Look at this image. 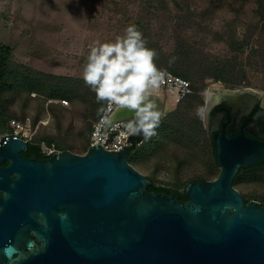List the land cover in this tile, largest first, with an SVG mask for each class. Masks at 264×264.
Here are the masks:
<instances>
[{"label": "rangeland", "instance_id": "374dc122", "mask_svg": "<svg viewBox=\"0 0 264 264\" xmlns=\"http://www.w3.org/2000/svg\"><path fill=\"white\" fill-rule=\"evenodd\" d=\"M130 25L145 28L157 69L187 71L194 90L181 105L168 106L133 153V166L175 192L200 178L216 180L220 168L206 120L210 84L264 95V0H0V46L13 49L10 68L71 86L55 98L39 89L4 91L9 122H25L33 145L85 155L101 100L84 82L83 67L92 46L115 42ZM0 131L13 129L7 123ZM234 187L264 206L263 170L244 173Z\"/></svg>", "mask_w": 264, "mask_h": 264}, {"label": "water", "instance_id": "95a60500", "mask_svg": "<svg viewBox=\"0 0 264 264\" xmlns=\"http://www.w3.org/2000/svg\"><path fill=\"white\" fill-rule=\"evenodd\" d=\"M129 110L121 107L113 123L139 127ZM149 130L139 127V137ZM212 140L220 174L190 183L182 201L149 192L152 181L127 150L94 145L83 156L26 160L28 144L9 138L0 146V264H264V206L234 187L242 170L264 171V143L243 130ZM31 228L43 247L14 258Z\"/></svg>", "mask_w": 264, "mask_h": 264}, {"label": "clouds", "instance_id": "9594fccd", "mask_svg": "<svg viewBox=\"0 0 264 264\" xmlns=\"http://www.w3.org/2000/svg\"><path fill=\"white\" fill-rule=\"evenodd\" d=\"M155 56V50L146 47L143 34L130 25L115 42L92 46L83 67L84 82L98 100L135 110L137 125L142 124L145 131L154 128L160 116L149 100L165 75L154 64ZM197 114L203 116L204 110L198 109ZM129 128L139 130L132 124ZM0 197L7 198L5 193H0Z\"/></svg>", "mask_w": 264, "mask_h": 264}, {"label": "built area", "instance_id": "2783aa9c", "mask_svg": "<svg viewBox=\"0 0 264 264\" xmlns=\"http://www.w3.org/2000/svg\"><path fill=\"white\" fill-rule=\"evenodd\" d=\"M165 75L159 88L152 96H156L157 100L165 106L177 107L181 105L186 99L194 94V90L190 81L174 75L167 70H160ZM210 88L214 86H221L226 88L220 82L217 85L210 84ZM118 105L109 104L106 101L105 109L102 115L93 124L90 134V145H101L105 150L118 152L120 150H128L134 145V138L139 137L137 131H132L129 128L131 123L117 122L113 123V118L116 112L120 109ZM133 125V124H132ZM135 126V125H133ZM9 127L13 129L12 133L0 132V146L6 144V141L14 137L16 139L24 140L27 144H32L29 139V129L25 122L13 119L9 122ZM140 138V137H139ZM140 145L142 139L140 138ZM41 149L42 155L51 157L53 153L59 152L51 146L43 143L38 145Z\"/></svg>", "mask_w": 264, "mask_h": 264}, {"label": "flooded vegetation", "instance_id": "af4514ba", "mask_svg": "<svg viewBox=\"0 0 264 264\" xmlns=\"http://www.w3.org/2000/svg\"><path fill=\"white\" fill-rule=\"evenodd\" d=\"M216 90L211 88V92ZM223 91H229L221 89ZM229 97L230 96H224ZM234 101H220L216 102L213 108L206 115L208 133L210 139L212 136L217 135L223 129L227 134H235L240 131H244L255 140L264 143V96L258 97L251 93H241L237 95H232ZM221 102V103H220ZM210 107H208L209 109ZM33 144H28V150L22 152L21 155L26 159L30 160L36 158L37 160H45L48 157L38 153L32 148ZM7 163L3 164L6 166ZM256 170L249 169L248 171ZM171 192H164L160 194H167ZM14 241L12 240V243ZM32 242L33 247H28V243ZM43 241L36 235L35 228L26 230L23 233L22 238L17 242L19 246V253L14 256V258H19L20 256H30L33 255L38 249L43 247ZM10 261H6L3 264H10Z\"/></svg>", "mask_w": 264, "mask_h": 264}, {"label": "trees", "instance_id": "16d2710c", "mask_svg": "<svg viewBox=\"0 0 264 264\" xmlns=\"http://www.w3.org/2000/svg\"><path fill=\"white\" fill-rule=\"evenodd\" d=\"M137 29L143 34V37L147 36V32L145 31V28H143L142 25H137ZM243 45L240 46L242 48ZM12 52L13 49L10 46L7 45H1L0 46V130L6 129L7 123H9L10 117L7 115V113L4 110V106L2 103V93L4 91L8 90H27V91H34V90H42L48 92L49 98H55L59 97L60 94H62L68 91V88H71L70 85L65 84H51L48 79L54 78L53 76H48L45 74L40 73H34L32 72H22L17 69H11V60H12ZM158 58V55L156 53V56L154 57V60ZM169 72L173 73L176 76H179L181 78H184L186 80L190 79V74L188 72H180L178 69H174L173 67L167 68ZM161 70V69H158ZM221 75L225 73V71H220ZM217 80H221V76H216ZM106 101H101V105L99 107L98 111V118L102 115L104 109H105ZM97 118V119H98ZM92 131V129H91ZM1 132V131H0ZM200 132L205 134V131L203 128L200 129ZM91 134V132H90ZM140 138L135 137L134 138V145L130 149H128L129 154V163L133 166V162L137 160V157H132L133 153L140 150V146L144 144V140L140 145ZM50 143V142H49ZM32 148L37 151L38 153H41V149L38 145H32ZM60 151L67 152L68 149L65 146L60 147ZM42 154V153H41ZM213 155H215L214 145H213ZM49 158V157H48ZM246 173L249 174V171L242 170L241 173L237 176L235 179L234 185L237 184V182L240 180L241 176ZM200 181H206L204 178H200ZM149 192L152 193H164V192H175L174 190L168 189L166 187L157 185L156 183L151 184V186L148 189ZM180 195V199L182 201H186L188 199V196L186 194V191L181 193L176 191ZM245 202L248 203L251 200L245 199Z\"/></svg>", "mask_w": 264, "mask_h": 264}, {"label": "bare ground", "instance_id": "6f19581e", "mask_svg": "<svg viewBox=\"0 0 264 264\" xmlns=\"http://www.w3.org/2000/svg\"><path fill=\"white\" fill-rule=\"evenodd\" d=\"M220 88L227 90L226 88H222L221 86L215 87L216 90L210 92L209 95H208V107L212 108L215 104L217 105L216 102H219V100L221 102L222 101H234L235 102L234 99H230V98H232V95H237V94H241V93H251L252 95L258 96V97H263L264 96L261 93H258L256 91H253V90H250V89H247V90L238 89L236 91H223ZM224 96H230V98L229 97H224ZM151 102L153 103L154 100L151 101ZM153 104L155 105L153 110L160 113L159 119H161L162 116L165 115L166 109L162 105H160V104L158 105L156 102H154ZM127 112L129 114V116H131L132 119H134L137 122L136 111L133 110V109H130ZM139 127L141 128L142 131H145L144 126L142 124L139 125Z\"/></svg>", "mask_w": 264, "mask_h": 264}, {"label": "crops", "instance_id": "0c3cea01", "mask_svg": "<svg viewBox=\"0 0 264 264\" xmlns=\"http://www.w3.org/2000/svg\"><path fill=\"white\" fill-rule=\"evenodd\" d=\"M149 100H150V101H153V100H154V102H156V101H157V97L151 95V96L149 97ZM154 102H153V103H154ZM159 102H160V101H159ZM156 103H157V102H156ZM157 104H158V105H159V104L162 105V106L166 109V113H167V111H168V107H167V106H165V105H163V104H161V103H157ZM166 113H165V114H166Z\"/></svg>", "mask_w": 264, "mask_h": 264}]
</instances>
